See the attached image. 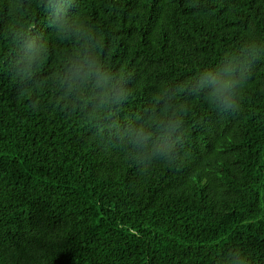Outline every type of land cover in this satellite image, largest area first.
<instances>
[{
    "label": "trees",
    "instance_id": "1",
    "mask_svg": "<svg viewBox=\"0 0 264 264\" xmlns=\"http://www.w3.org/2000/svg\"><path fill=\"white\" fill-rule=\"evenodd\" d=\"M0 264H264V0H0Z\"/></svg>",
    "mask_w": 264,
    "mask_h": 264
},
{
    "label": "clouds",
    "instance_id": "2",
    "mask_svg": "<svg viewBox=\"0 0 264 264\" xmlns=\"http://www.w3.org/2000/svg\"><path fill=\"white\" fill-rule=\"evenodd\" d=\"M234 86V81H225L211 93V97H214L217 102H224L227 107H232V104L228 103V98L225 96V94L231 93V90Z\"/></svg>",
    "mask_w": 264,
    "mask_h": 264
}]
</instances>
